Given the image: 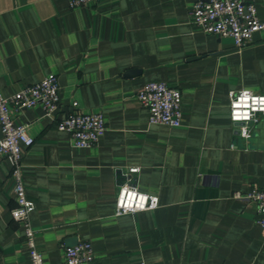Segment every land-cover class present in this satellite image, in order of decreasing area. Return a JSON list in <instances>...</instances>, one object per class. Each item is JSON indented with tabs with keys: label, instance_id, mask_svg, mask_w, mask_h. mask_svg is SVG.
I'll return each instance as SVG.
<instances>
[{
	"label": "crops",
	"instance_id": "1",
	"mask_svg": "<svg viewBox=\"0 0 264 264\" xmlns=\"http://www.w3.org/2000/svg\"><path fill=\"white\" fill-rule=\"evenodd\" d=\"M197 0H0V89L11 96L56 74L61 102L19 110L34 144L22 176L45 264L90 242L98 264H264L258 204L236 192L264 188V115L252 136L235 132L230 91L264 94V30L241 50L193 23ZM264 20V0H257ZM164 81L182 92V124H151L138 92ZM77 102V105H74ZM101 112L107 130L73 146L58 121ZM0 126V137H1ZM139 167L137 173L129 168ZM124 183L159 196L153 210L117 215ZM15 180L0 162V264H32L14 219Z\"/></svg>",
	"mask_w": 264,
	"mask_h": 264
},
{
	"label": "built area",
	"instance_id": "2",
	"mask_svg": "<svg viewBox=\"0 0 264 264\" xmlns=\"http://www.w3.org/2000/svg\"><path fill=\"white\" fill-rule=\"evenodd\" d=\"M71 8L92 5L98 0H67ZM193 23L208 34L231 37L238 50L247 46L255 33L264 30V20L258 15L257 0H197L192 10ZM139 103L148 108L151 124L178 127L182 124V92L164 81H151L138 92ZM230 118L235 132L244 137L252 136L251 124L264 115V94L250 89L230 91ZM61 102L60 83L56 74H49L41 81L26 86L11 96L0 89V162L9 160L15 180L17 206L13 208L14 219L24 226L32 264H45L42 252L36 245V231L31 214L36 205L26 193L22 176L23 147L34 144L28 133V124H16L15 113L36 105L43 106L47 116H54ZM77 105V102H74ZM58 129L71 134L73 146L89 148L99 143L107 130L105 116L101 112H71L58 121ZM139 167L129 168L130 173L139 172ZM235 197L253 200L258 204V223L264 229V188L249 192H236ZM159 196L140 191L130 183L119 187L116 200L117 215L158 208ZM66 264H98L90 242H80L65 248Z\"/></svg>",
	"mask_w": 264,
	"mask_h": 264
}]
</instances>
